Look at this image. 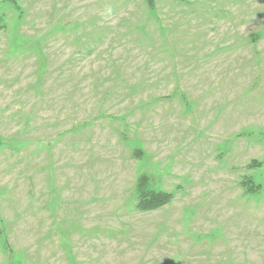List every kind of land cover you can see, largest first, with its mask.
<instances>
[{"label":"rangeland","instance_id":"rangeland-1","mask_svg":"<svg viewBox=\"0 0 264 264\" xmlns=\"http://www.w3.org/2000/svg\"><path fill=\"white\" fill-rule=\"evenodd\" d=\"M0 264H264V0H0Z\"/></svg>","mask_w":264,"mask_h":264},{"label":"trees","instance_id":"trees-1","mask_svg":"<svg viewBox=\"0 0 264 264\" xmlns=\"http://www.w3.org/2000/svg\"><path fill=\"white\" fill-rule=\"evenodd\" d=\"M150 7L154 6L155 0H147ZM252 190V188L250 189ZM254 191V190H252ZM173 198V194L164 191H152L147 189L140 193V201L137 205L138 210L152 211L168 204Z\"/></svg>","mask_w":264,"mask_h":264}]
</instances>
